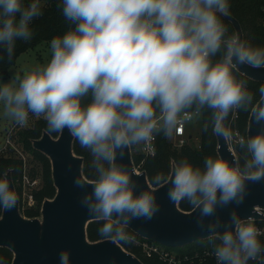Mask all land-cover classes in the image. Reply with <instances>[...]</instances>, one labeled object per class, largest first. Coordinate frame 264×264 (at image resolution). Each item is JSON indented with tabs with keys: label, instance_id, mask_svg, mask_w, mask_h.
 Here are the masks:
<instances>
[{
	"label": "clouds",
	"instance_id": "9594fccd",
	"mask_svg": "<svg viewBox=\"0 0 264 264\" xmlns=\"http://www.w3.org/2000/svg\"><path fill=\"white\" fill-rule=\"evenodd\" d=\"M229 5L230 0H59L68 26L50 39L47 62L0 81L4 115L24 125L29 113L42 114L49 131L67 128L89 150L95 178L81 203L103 221L101 234L130 242L131 221L151 218L158 207L154 191L138 190L127 166L117 161L118 149L150 141L160 131L170 135L204 109L211 110L213 129L231 136L223 125L230 111L251 107L260 128L238 141L250 158L241 165L208 155L202 166L181 158L167 196L200 209L197 223L207 229L217 264H264V241L253 218L235 207L226 220L217 215L218 207L243 201L247 181L264 177V84L254 102L235 71L242 64L264 66V45L227 35L221 15ZM40 15L42 0H0V49L9 58L17 40L32 39L31 24ZM159 179L158 174L154 180ZM76 183L84 187L79 178ZM17 201L9 178L0 174V209ZM69 259L61 251L60 264Z\"/></svg>",
	"mask_w": 264,
	"mask_h": 264
},
{
	"label": "water",
	"instance_id": "95a60500",
	"mask_svg": "<svg viewBox=\"0 0 264 264\" xmlns=\"http://www.w3.org/2000/svg\"><path fill=\"white\" fill-rule=\"evenodd\" d=\"M235 32L242 37L237 21L230 17ZM238 72L264 82V66L253 67L242 64ZM260 124L248 118L247 137L254 134ZM216 151L229 161L235 160L224 134L215 131ZM73 135L64 128L56 137L43 132L33 140V147L42 151L50 160L51 175L55 194L41 203L40 218H24L17 210V203L11 209H2L0 216V246L9 247L13 252L11 264H60L61 251H68L69 264H142L133 254L124 250L112 238L90 242L85 235L89 220L97 218L82 205L81 198L90 190L94 181H89L81 173V158L71 148ZM116 159L127 166L136 182L137 189L154 191L158 207L151 218L140 217L131 221L129 229L141 238L156 241L164 246H183L207 237V229L197 223L199 208L180 210L177 201L167 196L168 179L157 187H152L143 171L134 169L129 146L117 150ZM12 184L9 172L6 173ZM79 178L84 187L76 183ZM13 186V184H12ZM151 186L152 189L149 187ZM255 205H264V177L247 181L246 195L239 205L229 204L217 208V215L227 219L235 207L242 216H260L253 212ZM210 218L204 217L205 222Z\"/></svg>",
	"mask_w": 264,
	"mask_h": 264
},
{
	"label": "trees",
	"instance_id": "16d2710c",
	"mask_svg": "<svg viewBox=\"0 0 264 264\" xmlns=\"http://www.w3.org/2000/svg\"><path fill=\"white\" fill-rule=\"evenodd\" d=\"M59 0H42V15L33 19L31 27L33 29V37L30 41L17 40L16 48L13 56L9 58L7 53L0 49V77L5 75L8 69L15 63L17 55L41 42H48L53 35L62 33L68 26V22L64 19L60 8ZM230 17L235 19L240 26L242 38L251 41L256 45H264V0H230L229 12L221 15L223 23L228 28L227 35L235 32ZM236 74L239 78L247 81V87L254 93V102L259 99V87L264 84L263 81L252 79L237 70ZM251 107L248 109L237 108L230 111L228 117L223 122L225 130H230L232 134L236 132L238 137H247L248 118ZM233 114L235 116L233 117ZM199 117L200 130L199 141L197 144L190 141V137L186 138V142L180 146L172 144L168 135L163 131L157 132L155 139V152L153 155H144L143 153L131 155L134 167H137L145 173L147 181L152 187L163 184L169 177L172 165L181 159L188 158L195 165L203 164V160L208 155H218L216 151V137L211 122V110L204 109L196 115ZM207 124V127H205ZM43 132H47L52 137H56L59 131H49L47 122L43 117L36 118L30 126L18 128L15 131L14 139L20 143L25 149L29 150L33 158L39 162L42 172L41 187L35 191L36 205L33 208H27L21 213L26 218H35L40 216L41 203L45 198H52L55 194V187L51 175L50 160L42 151L33 147V140L41 137ZM239 139L234 143L235 160L243 161L250 158V154L240 146ZM72 151L81 158V173L89 181H94L95 169L91 166V154L88 149L82 147L78 140L73 136L71 143ZM23 160L18 156H0V174L8 170L10 178L13 181H19L23 173ZM159 174V182H155L154 178ZM177 207L183 211H189L193 208L186 200H177ZM2 209H0V216ZM103 223L98 218L91 219L85 227V235L88 241L95 242L105 238L98 231L99 226ZM133 235V232L128 228ZM135 239L130 242H124L116 239L115 241L127 252L137 257L142 264H167L158 259L156 256H146L142 251L138 241L139 236L134 235ZM205 246H210L207 237L186 244L181 252L193 253L195 250H201ZM0 257L3 258V264H11L13 258L12 250L4 245L0 246ZM249 264H258L250 261Z\"/></svg>",
	"mask_w": 264,
	"mask_h": 264
},
{
	"label": "rangeland",
	"instance_id": "374dc122",
	"mask_svg": "<svg viewBox=\"0 0 264 264\" xmlns=\"http://www.w3.org/2000/svg\"><path fill=\"white\" fill-rule=\"evenodd\" d=\"M50 54L49 41L41 42L31 48L26 49L25 51L20 52L16 57L15 63L8 69L5 75L0 77V81L11 80L17 74H20L24 67H28L36 63L47 62ZM39 117H43V115L41 114ZM36 118L38 117L32 113H29L27 123L24 125H19L15 123L10 117L4 115L2 106H0V156H18L23 160L24 169L21 179L16 182L11 179V181L18 194L17 210L24 218L26 217L23 216L21 212L27 208H33L36 205L35 191L41 187L42 172L39 162L33 158L29 150L25 149L20 143L15 141L14 134L18 128L30 126ZM199 130V117L195 116L188 122V131L191 134L190 141L195 144H197L199 141ZM168 136L172 141V144L177 146V138L173 137L171 134ZM225 137L230 150L235 156L234 143L236 139L234 138V135L231 133V136L225 135ZM129 152L130 156L140 153L141 151L139 144L129 145ZM134 169L137 172L141 171L137 167H134ZM7 172L8 170H6L3 174H6ZM33 179H36L37 181L32 183ZM149 187L152 189L151 186ZM30 195H32L34 200L33 204L30 203ZM183 246L165 247L169 251L178 253L184 249Z\"/></svg>",
	"mask_w": 264,
	"mask_h": 264
},
{
	"label": "built area",
	"instance_id": "2783aa9c",
	"mask_svg": "<svg viewBox=\"0 0 264 264\" xmlns=\"http://www.w3.org/2000/svg\"><path fill=\"white\" fill-rule=\"evenodd\" d=\"M234 112V109H233ZM196 115H193L195 117ZM235 114H233V117ZM192 117V118H193ZM191 118V119H192ZM190 119V120H191ZM190 120L181 121L178 125L173 129L171 135L176 137L178 140L177 146L183 144L187 137H190L191 134L188 131V122ZM234 138L239 139L238 134L234 132ZM155 139L154 137L147 142L139 143L140 151L144 155H153L155 152ZM37 180L33 179L32 183H35ZM34 200L32 195H30V203L33 204ZM253 212L260 214V216H251L256 223V225L261 229L260 239L264 241V205L259 206L255 205L253 207ZM136 235L133 233V236ZM139 245L142 248L144 254L148 257L156 256L158 259L166 262L167 264H217L215 257L211 254V246H205L201 250H195L193 253L188 252H172L166 249V247L156 241L149 240L146 238L139 237ZM260 264L259 261H254Z\"/></svg>",
	"mask_w": 264,
	"mask_h": 264
}]
</instances>
